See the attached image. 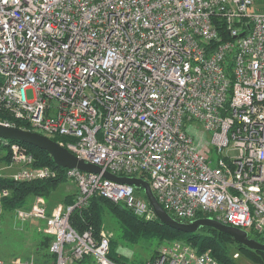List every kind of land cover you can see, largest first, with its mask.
<instances>
[{"label":"built area","instance_id":"2783aa9c","mask_svg":"<svg viewBox=\"0 0 264 264\" xmlns=\"http://www.w3.org/2000/svg\"><path fill=\"white\" fill-rule=\"evenodd\" d=\"M18 121L67 137L57 141L103 170L147 179L178 220L200 213L264 235V0H0V123ZM0 146L13 179L61 174L77 187L50 216L56 264H126L109 256L111 233L69 217L100 195L153 219L146 195L103 171L35 165L17 141ZM9 194L0 185V229ZM156 252L143 264H222L182 239Z\"/></svg>","mask_w":264,"mask_h":264},{"label":"trees","instance_id":"16d2710c","mask_svg":"<svg viewBox=\"0 0 264 264\" xmlns=\"http://www.w3.org/2000/svg\"><path fill=\"white\" fill-rule=\"evenodd\" d=\"M17 125L24 126V123L18 121ZM64 138L66 139L67 137H54L56 140ZM14 141L21 143L34 155L35 165H49L57 167L60 170L63 169V167L55 163L48 151L19 140ZM0 151H4L3 146H0ZM4 156L5 158H1L2 156H0V160L10 159L8 151H5ZM65 180L66 179L61 174L57 178L34 179L29 181H17L11 177L0 176V185L10 189V194L3 198V213L4 211H12L18 206H28L36 195L49 198L58 184ZM74 199L75 196L71 198V200L67 199L66 201L71 204L74 202ZM106 211H111L115 216V227H117V238L111 237L110 239L109 256L121 263H126L127 257L130 258V256L118 251L120 242L139 243L143 240L146 241L156 238L159 243L162 241L182 239L190 243L199 252L209 250L222 264H239L231 251V246L235 244L238 250L264 264V251L249 248L245 244L236 241L230 234L224 233L213 226H203L195 232H185L160 222L157 217L145 219L132 212V210L125 207L123 204L112 202L100 195L92 196L88 206L85 208L74 209L70 214L69 220L72 226L78 230H83L91 225L95 234L99 235L102 224L104 223ZM197 216H202V214L199 213ZM250 236L264 242V235L262 234L251 233ZM53 239L54 235L46 233L43 229H39L38 226L37 228L34 227L31 238V246L33 245L34 254L32 255L31 252H28L22 257L17 256V258L30 260L33 264H56V255L51 250V242ZM156 251L157 250L154 249L150 257L155 256L157 253ZM144 262L145 260H136L135 262L133 260V264H143ZM77 263L94 264V261L92 257L88 255Z\"/></svg>","mask_w":264,"mask_h":264},{"label":"rangeland","instance_id":"374dc122","mask_svg":"<svg viewBox=\"0 0 264 264\" xmlns=\"http://www.w3.org/2000/svg\"><path fill=\"white\" fill-rule=\"evenodd\" d=\"M31 94V92H30ZM202 126L197 129L194 126H190V130L197 135L202 134ZM206 136L210 139V134L206 133ZM231 154H236L232 152ZM5 150L0 151L1 158H5ZM9 160H0V174L13 176V173L17 170V166L11 163ZM2 177V176H1ZM12 178V177H11ZM76 185L71 181L60 182L55 190H53L49 198H44L41 195H36L28 206H18L12 211H4L2 217V228L0 229V258L4 259L7 264L17 258L22 257L28 252L33 255V248L31 246V238L34 232V227L43 229L46 233L52 234L53 231L50 224V216L58 207H64L68 200L74 198L76 194ZM137 193L145 195L143 188H137ZM66 196V198H65ZM42 208L44 212L43 217L33 216L25 219L21 212L30 210L32 208ZM116 218L111 211H106L104 217V223L102 224V230H106L111 233L113 238H117V230L115 227ZM251 234V233H249ZM179 240V239H177ZM161 243V242H160ZM159 241L156 238L151 240H143L142 242L129 243L120 242L118 251L130 256L127 257L126 264H133L136 260H146L151 257V252L159 247ZM234 258L238 260L239 264H263L262 262L254 260L250 255L244 254L234 245L231 246ZM80 264V263H77Z\"/></svg>","mask_w":264,"mask_h":264},{"label":"water","instance_id":"95a60500","mask_svg":"<svg viewBox=\"0 0 264 264\" xmlns=\"http://www.w3.org/2000/svg\"><path fill=\"white\" fill-rule=\"evenodd\" d=\"M0 137L11 140H19L49 152L55 163L64 167H79L85 171L101 172L104 176L118 182L130 183L137 188H143L146 198L153 207L160 222L170 227L183 230L185 232H195L203 226H213L218 230L230 234L236 241L245 244L247 247L264 251V242L251 237L244 228L230 224H225L211 216H200L189 221H181L173 217L157 200L150 183L140 176H123L114 174L108 170H103L101 166L84 161L78 158L67 147L60 144L56 139L47 136L39 131L24 129L19 126L6 125L0 123Z\"/></svg>","mask_w":264,"mask_h":264},{"label":"crops","instance_id":"0c3cea01","mask_svg":"<svg viewBox=\"0 0 264 264\" xmlns=\"http://www.w3.org/2000/svg\"><path fill=\"white\" fill-rule=\"evenodd\" d=\"M76 192H77V189H76Z\"/></svg>","mask_w":264,"mask_h":264}]
</instances>
